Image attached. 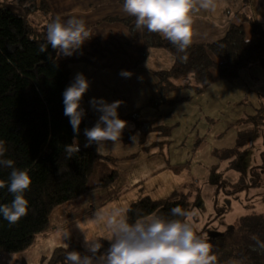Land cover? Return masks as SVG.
<instances>
[{
	"label": "rangeland",
	"instance_id": "374dc122",
	"mask_svg": "<svg viewBox=\"0 0 264 264\" xmlns=\"http://www.w3.org/2000/svg\"><path fill=\"white\" fill-rule=\"evenodd\" d=\"M0 1L15 3V0ZM59 1L61 7L57 0H43V5L46 4L50 10L31 11L39 20L29 21L40 27L57 15L67 20L71 16L63 13L69 12V9H65L68 2ZM231 7L232 14L244 12L264 31V0H241L239 7ZM244 25L246 35L250 37V25L245 23L243 28ZM124 31L119 30L121 33ZM134 32L135 35L140 32L142 40V31L136 29ZM156 50H159L156 57L161 62L166 56L171 59V64L164 62L161 65L158 59L148 64H160L161 69H168L173 63L172 55L163 49ZM76 74L73 73L71 77ZM88 75L86 77L92 87V75ZM100 77L97 75V78ZM135 82L130 80L127 89L135 92L137 89L132 90ZM173 83L179 88L168 94L172 102L146 110L143 114L145 118L160 117L162 124L172 126L170 136L162 137L158 132H151L143 141H139L138 130L130 122L127 124L129 129L123 131L120 140L101 142L98 151L103 164L95 166L89 181L94 185L100 177L112 172L116 174L115 179L109 184L91 188L79 200L55 207L49 215L48 230L36 235L32 244L21 252L4 254L0 251V264L19 260L27 264H47L48 260L44 258L51 256L58 247L66 248L64 245L67 244L68 249L75 250L69 248L74 241L80 244L83 255H90L85 236L89 240L109 242L111 233L106 227L109 218H119L132 202L144 196L163 199L174 191L186 194V211L192 213L190 219L197 234L207 237L212 249L221 250L222 259L229 256L230 260L224 264H240L235 257V243L229 234L237 221L240 227L242 221H256L264 214V65L241 70L239 77L233 81L216 79L201 92H196L192 87V75ZM107 84L106 80L104 85ZM160 86L155 95H159ZM105 89L108 94H114L101 97L106 101L111 100L108 102H113L114 96L119 101L124 97L126 101L131 100L129 93L124 95L120 88L114 86L113 90L110 87ZM98 91V86L96 90L88 91L89 99L92 96L100 98L96 93ZM83 100L82 107L91 110L85 94ZM170 137L166 144L154 145V141L163 142L159 138L167 140ZM236 182L245 187L231 185ZM237 188L238 191H232ZM97 217H103V220ZM240 231L241 236L244 234L243 228ZM67 232L70 235L65 237ZM215 261L218 259L215 258Z\"/></svg>",
	"mask_w": 264,
	"mask_h": 264
},
{
	"label": "trees",
	"instance_id": "16d2710c",
	"mask_svg": "<svg viewBox=\"0 0 264 264\" xmlns=\"http://www.w3.org/2000/svg\"><path fill=\"white\" fill-rule=\"evenodd\" d=\"M235 15L240 24L230 25L221 39L191 44L187 49V62L181 61L184 53L178 52L168 40L147 29L142 30L139 62L146 58L151 49H163L173 57L168 69L155 72L161 89L159 95L149 98L148 107L159 108L172 102L168 94L179 88L173 81L185 76L192 75V87L196 92H201L216 79L233 81L239 77L241 70L264 65L262 26L255 24L242 11ZM121 22L132 32L136 31L134 17L129 15ZM245 23L250 25V37L243 28ZM47 25L38 27L26 16L15 14L0 2V139L5 141L7 149L2 159H12L14 167L28 169L32 178V184L25 192L29 201L27 215L15 224H9L0 215V251L4 254L25 250L36 235L47 231L49 215L55 207L79 200L91 188L109 184L116 177L112 172L100 177L94 185L89 181L95 166L103 164L99 144L93 143L90 147L82 145L87 141L84 129L91 128L96 120L84 108L86 115L80 124L79 135L75 136L69 117L64 115L62 95L73 81L70 64L74 59L72 56H57L50 46L46 53L39 51L40 45L45 43ZM123 120L134 123L139 141H143L151 132L167 137L172 130V126L161 123L160 117L145 118L139 110L123 117ZM74 136L80 145V152L66 159L64 146L71 144ZM165 142H155L154 145ZM11 170L0 167V181L5 183V187L0 188V204H8L13 199L7 187ZM236 184V187H245L239 182L231 185ZM232 191L236 192L238 188ZM176 206L187 209L186 194L174 191L163 199L144 196L132 202L126 214L130 220L152 213L170 217V209ZM257 219L242 221L240 227L237 221L229 234L235 243V257L240 264H264V249L257 245V241L264 243V214ZM241 228L244 234L240 236ZM101 243L103 247L100 253H103L110 241ZM72 247L82 254L78 242L70 243L69 248ZM69 251L73 250L58 247L44 259L48 260L47 264H67ZM211 254L218 259L213 264H224L230 260L229 256L222 259L221 250ZM10 264L27 263L19 260Z\"/></svg>",
	"mask_w": 264,
	"mask_h": 264
},
{
	"label": "clouds",
	"instance_id": "9594fccd",
	"mask_svg": "<svg viewBox=\"0 0 264 264\" xmlns=\"http://www.w3.org/2000/svg\"><path fill=\"white\" fill-rule=\"evenodd\" d=\"M215 7V0H123L122 11L135 18L137 30L147 29L159 34L178 52L184 53L180 59L187 62V49L193 42V14L201 10L214 11ZM91 37V30L83 18L73 16L65 20L57 15L48 23L45 43L40 45L39 51L46 53L50 46L59 57L72 56ZM120 75L130 77L131 73L122 70ZM89 87L87 77L77 73L62 94L64 115L69 117L75 136L79 135L80 124L86 115L81 102ZM121 103L119 100L109 103L104 98L95 97L89 101L92 109L101 115L91 128L84 129L85 147L121 139L128 124L119 117ZM75 136L71 144L64 146L66 159L80 152ZM6 151L5 141L0 139V167L12 169L7 187L13 195L10 203L0 204V215L9 224H15L28 213L29 201L25 192L30 188L32 178L28 169L14 167L12 159H2ZM3 187L5 183L0 181V188ZM191 216V212L176 206L170 209V217L152 213L130 220L126 213H122L117 219L109 218L106 227L111 237L107 250L100 253L103 247L100 239L89 240L85 236V244L92 254L69 251L67 264H213V246L207 237L197 234ZM97 219L103 220V217ZM69 235V232L65 233V237ZM257 245L264 249V243L257 241ZM64 246L68 248L67 244Z\"/></svg>",
	"mask_w": 264,
	"mask_h": 264
},
{
	"label": "crops",
	"instance_id": "0c3cea01",
	"mask_svg": "<svg viewBox=\"0 0 264 264\" xmlns=\"http://www.w3.org/2000/svg\"><path fill=\"white\" fill-rule=\"evenodd\" d=\"M42 1L43 0H15V3L13 1L0 2L4 3L15 14L26 16L32 21H38L39 17L34 13L35 11L50 10L47 9L46 4L43 5ZM65 1L68 2L65 9H69V12H64L63 14L69 13L71 17L76 16L78 18H83L91 30L92 35L91 39L87 40L82 48L72 55L74 62L72 61L71 75H73V73H83L85 76L91 74V79H93L91 82L93 86L90 87L88 91H94L98 86L100 91L96 93L100 95V98L103 95L104 98L105 95H114L113 93L108 94L105 87H110V90H113L115 86L116 88L122 89L124 95L129 93L131 100L126 101V97H124L118 108V114L121 119L136 112L137 109H139L142 116H144V111L153 110L151 107L147 106V102L149 97L157 94L159 90V81L155 72L161 70L162 63H168L171 59H168L165 56V59L161 62V60L156 57L159 54V50L152 49L149 51L146 58L142 62H139L142 48L140 32H137L135 35V32L132 33L127 27L122 25L120 22L121 20H119V22H114L119 18L123 19L128 16V14L122 11L123 0ZM215 3L216 7L214 11L201 10L193 14L194 34L192 43L213 42L218 38L223 37L230 25L237 24V21L239 24V20H237L238 18L232 14L230 8H233L231 6L239 7L241 0H215ZM57 4L59 7L62 6L61 1L59 0H57ZM237 7L234 8L236 9ZM115 16L118 18H114ZM109 18L112 19L109 20ZM123 29L125 30L124 32H119V30ZM244 30L246 32L245 25ZM132 39H134L133 43ZM78 52L79 54H77ZM157 59L161 65L152 66L148 64ZM122 70L129 71L131 76H121L120 73ZM97 75L101 76V79L97 78ZM89 77L90 75H88V78ZM106 80L108 84L104 85ZM130 80L136 81L135 85L132 86V90L134 88L137 89L135 92H132L131 89H127ZM141 90L143 92H141ZM88 91L85 93V97L90 101L93 96L89 99L90 92ZM118 99L119 98L114 96L112 101ZM89 112H91L96 121L101 115V113L94 111L93 109L89 110ZM125 121L128 123L132 122L131 120ZM132 124L134 123L132 122ZM128 129L129 128L126 127L123 131ZM155 139L157 140V138ZM158 140L164 141L166 138H159ZM169 140H171V137L166 141ZM163 144H166V142ZM42 234L43 233L38 235Z\"/></svg>",
	"mask_w": 264,
	"mask_h": 264
},
{
	"label": "built area",
	"instance_id": "2783aa9c",
	"mask_svg": "<svg viewBox=\"0 0 264 264\" xmlns=\"http://www.w3.org/2000/svg\"><path fill=\"white\" fill-rule=\"evenodd\" d=\"M0 257H1V253H0Z\"/></svg>",
	"mask_w": 264,
	"mask_h": 264
}]
</instances>
